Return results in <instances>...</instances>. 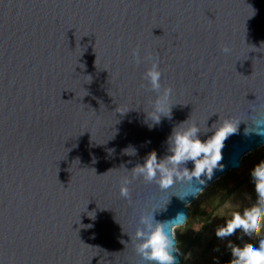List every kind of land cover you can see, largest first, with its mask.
Listing matches in <instances>:
<instances>
[{
	"label": "water",
	"instance_id": "water-1",
	"mask_svg": "<svg viewBox=\"0 0 264 264\" xmlns=\"http://www.w3.org/2000/svg\"><path fill=\"white\" fill-rule=\"evenodd\" d=\"M137 47L174 89L159 123ZM261 118L264 0H0V264H148L141 218L185 223L205 187L264 145ZM225 120L238 132L206 185L134 175L151 151L170 154L183 122L203 140Z\"/></svg>",
	"mask_w": 264,
	"mask_h": 264
},
{
	"label": "clouds",
	"instance_id": "clouds-1",
	"mask_svg": "<svg viewBox=\"0 0 264 264\" xmlns=\"http://www.w3.org/2000/svg\"><path fill=\"white\" fill-rule=\"evenodd\" d=\"M221 51L229 54L231 50L225 45L221 47ZM131 56L137 66L144 60L151 61V67L144 72L143 79L156 94L155 99L150 101L153 110L149 117L159 123L161 116L171 115L170 98L174 89L161 84L162 72L159 69L158 55L146 54L141 57L140 49L137 47L131 50ZM180 125L173 129L168 138L170 154L158 159L157 153L151 151L143 164H138L132 169L135 176L143 177L149 182L154 181L161 190H168L175 184H193V181L198 185H206V180L202 177L211 180L214 170H223L222 149L225 147V141L238 132V122L225 120L219 127L213 128L212 135L203 140L195 123L186 128H181ZM255 127L260 129L255 134L264 137V118L256 121ZM188 162L193 165L191 169L186 166ZM251 178L257 197L256 202L244 207L242 211H232L230 218L225 219L224 224L215 229V236L223 240L240 231L243 235L238 239H243V236L250 239L259 238V246L255 247L250 242L236 245L229 240L227 247L232 256L229 264H264V160L253 167ZM127 184V180L123 181L120 188V194L125 198L129 195ZM190 195L193 193L185 192L180 199L184 200ZM184 215L178 213L175 218L164 222L156 221L154 214L141 218L144 227L135 232L136 251L148 264H178L175 232L180 227Z\"/></svg>",
	"mask_w": 264,
	"mask_h": 264
},
{
	"label": "rangeland",
	"instance_id": "rangeland-1",
	"mask_svg": "<svg viewBox=\"0 0 264 264\" xmlns=\"http://www.w3.org/2000/svg\"><path fill=\"white\" fill-rule=\"evenodd\" d=\"M261 160H264V145L244 155L239 168L216 178L187 205L188 218L175 232L181 264H224L229 240L236 245L250 242L259 246V238L238 239L243 235L240 231L232 237L218 239L215 229L230 218L232 211H242L256 202L251 170ZM231 259L230 254L227 264Z\"/></svg>",
	"mask_w": 264,
	"mask_h": 264
},
{
	"label": "trees",
	"instance_id": "trees-1",
	"mask_svg": "<svg viewBox=\"0 0 264 264\" xmlns=\"http://www.w3.org/2000/svg\"><path fill=\"white\" fill-rule=\"evenodd\" d=\"M231 254L230 249L227 251V255L224 258V264H227V260H229V255Z\"/></svg>",
	"mask_w": 264,
	"mask_h": 264
}]
</instances>
